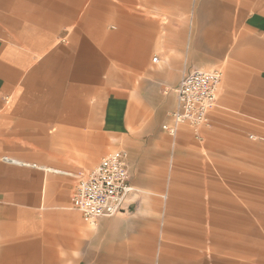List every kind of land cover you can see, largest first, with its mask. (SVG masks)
Instances as JSON below:
<instances>
[{"label":"crops","instance_id":"1","mask_svg":"<svg viewBox=\"0 0 264 264\" xmlns=\"http://www.w3.org/2000/svg\"><path fill=\"white\" fill-rule=\"evenodd\" d=\"M120 1L0 0V264H184V236L153 263L130 210L88 225L76 188L110 134L144 126L158 86L177 100L196 70L264 79V0Z\"/></svg>","mask_w":264,"mask_h":264},{"label":"rangeland","instance_id":"2","mask_svg":"<svg viewBox=\"0 0 264 264\" xmlns=\"http://www.w3.org/2000/svg\"><path fill=\"white\" fill-rule=\"evenodd\" d=\"M152 65L162 78L164 61ZM214 69L223 75L207 126L198 132L183 126L169 136L163 125L177 100L173 89L158 86L144 126L130 135L110 134L101 157L129 154L133 179L143 186L127 216L146 222L145 237H155L153 263L184 236V264H264V79H227L223 67L202 70ZM184 203L196 213L185 214Z\"/></svg>","mask_w":264,"mask_h":264},{"label":"built area","instance_id":"3","mask_svg":"<svg viewBox=\"0 0 264 264\" xmlns=\"http://www.w3.org/2000/svg\"><path fill=\"white\" fill-rule=\"evenodd\" d=\"M221 81L222 72L215 70H196L185 75L176 89L177 107L168 116L163 130L176 137L183 126L195 132L207 126L210 111L217 103ZM4 160L16 163L9 158ZM136 193L131 184L129 154L126 150H118L104 157L90 175L80 179L73 205L88 225L96 226L101 219L130 210L135 204Z\"/></svg>","mask_w":264,"mask_h":264}]
</instances>
